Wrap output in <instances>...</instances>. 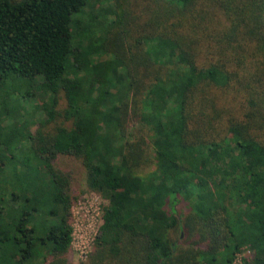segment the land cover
I'll return each mask as SVG.
<instances>
[{
  "label": "trees",
  "instance_id": "obj_1",
  "mask_svg": "<svg viewBox=\"0 0 264 264\" xmlns=\"http://www.w3.org/2000/svg\"><path fill=\"white\" fill-rule=\"evenodd\" d=\"M95 1L0 0V89L46 97L1 103L0 264H74L60 156L106 201L77 264H264V0Z\"/></svg>",
  "mask_w": 264,
  "mask_h": 264
},
{
  "label": "rangeland",
  "instance_id": "obj_2",
  "mask_svg": "<svg viewBox=\"0 0 264 264\" xmlns=\"http://www.w3.org/2000/svg\"><path fill=\"white\" fill-rule=\"evenodd\" d=\"M128 1L130 3L134 2V0ZM93 8H108L109 10H113L115 2L114 0H98L93 2ZM77 26L78 22L74 20L73 35H75L74 29ZM45 99V95L36 92L34 87L26 88L21 85L20 81L9 80L0 89V110H2L1 103L3 101L10 108H16V118L20 119L17 130L20 134L23 132L26 134L33 132L35 128V126L28 123V120L37 123L45 118ZM10 123H12L10 118L0 114V138L2 129L6 130L5 128ZM137 127L138 125L136 124L132 128L135 129ZM132 128H129V131H132ZM2 151L4 153L2 156L12 153L11 149H2ZM56 166L71 173V188L75 195L72 205L73 241L69 260L74 264L79 262L85 263L93 249L96 236L102 224V208L106 204V201L98 194L86 189L85 171L79 160L72 157L60 156L56 162ZM246 257H252V253L248 249H243L237 255L235 264H239Z\"/></svg>",
  "mask_w": 264,
  "mask_h": 264
}]
</instances>
